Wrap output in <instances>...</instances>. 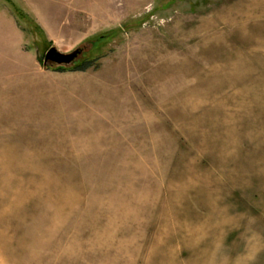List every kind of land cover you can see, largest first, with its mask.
<instances>
[{
  "label": "rangeland",
  "instance_id": "374dc122",
  "mask_svg": "<svg viewBox=\"0 0 264 264\" xmlns=\"http://www.w3.org/2000/svg\"><path fill=\"white\" fill-rule=\"evenodd\" d=\"M0 264H264V0H0Z\"/></svg>",
  "mask_w": 264,
  "mask_h": 264
},
{
  "label": "water",
  "instance_id": "95a60500",
  "mask_svg": "<svg viewBox=\"0 0 264 264\" xmlns=\"http://www.w3.org/2000/svg\"><path fill=\"white\" fill-rule=\"evenodd\" d=\"M80 52V49H76L69 54H63L60 53L56 48L51 47L45 53L42 64L43 66H47L48 64L57 66L70 65L76 60Z\"/></svg>",
  "mask_w": 264,
  "mask_h": 264
},
{
  "label": "trees",
  "instance_id": "16d2710c",
  "mask_svg": "<svg viewBox=\"0 0 264 264\" xmlns=\"http://www.w3.org/2000/svg\"><path fill=\"white\" fill-rule=\"evenodd\" d=\"M91 66V63H85L84 65H81V67H79V69L75 68L74 70H78V71H85L88 67Z\"/></svg>",
  "mask_w": 264,
  "mask_h": 264
}]
</instances>
